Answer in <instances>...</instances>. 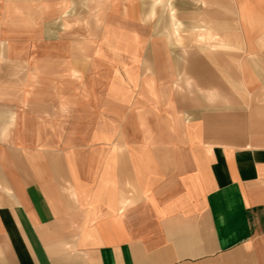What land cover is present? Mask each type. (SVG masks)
<instances>
[{
	"label": "crops",
	"instance_id": "obj_1",
	"mask_svg": "<svg viewBox=\"0 0 264 264\" xmlns=\"http://www.w3.org/2000/svg\"><path fill=\"white\" fill-rule=\"evenodd\" d=\"M104 1L140 24L137 0ZM151 1L177 32L174 0ZM65 3L0 0V264H264V0H229L238 48L221 51L235 62L186 60L187 97L157 60L127 86L131 108L100 112H77L85 66L60 81L39 64ZM58 119L67 134L47 133Z\"/></svg>",
	"mask_w": 264,
	"mask_h": 264
},
{
	"label": "rangeland",
	"instance_id": "obj_2",
	"mask_svg": "<svg viewBox=\"0 0 264 264\" xmlns=\"http://www.w3.org/2000/svg\"><path fill=\"white\" fill-rule=\"evenodd\" d=\"M151 3V0H137L135 11L140 24L133 25L124 23L126 19L123 17L130 14L126 8L116 10V17H112L107 13L104 0H67L62 7V17L57 22L59 25L46 27V36L54 38L39 44L44 53L43 57H39V64L45 67L47 75L52 76L54 71L60 69V81H65L68 79L63 73L64 66L71 63L86 67V74L78 72L82 83H77V112H84L86 101L94 103L93 112H100L107 101L116 103L117 98L125 100L127 111L132 107L128 106L131 104L128 102L134 97L133 88L127 86L147 79L150 74L154 75L149 66L157 63V60L162 66L159 79L166 75L164 67L170 65L167 68L172 70L176 86L173 97L178 101L181 96L187 97L188 92L181 88V65H185L186 60L194 64L198 59H205L203 53L209 54L211 51L223 64L230 60L232 64L235 62L234 56L228 57L229 52L224 56L221 51L238 48L229 0H174L176 18L181 23L177 32L172 29L164 4L157 6L150 15ZM169 11L173 16L172 9ZM34 36L33 32L28 34L29 48L37 46L34 40H30ZM116 52H125L127 56L121 60ZM138 52L141 56L136 55ZM28 60L30 66L36 64L33 63L36 58L29 57ZM118 62L124 71L111 67ZM120 84L125 88H121ZM107 107L110 112L117 111L116 104L110 103ZM68 124L64 119L46 121V132L67 134ZM59 138L61 142L68 141V136L60 135Z\"/></svg>",
	"mask_w": 264,
	"mask_h": 264
}]
</instances>
